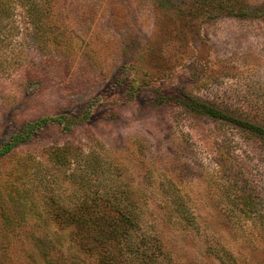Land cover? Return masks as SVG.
Returning <instances> with one entry per match:
<instances>
[{
  "label": "rangeland",
  "instance_id": "obj_1",
  "mask_svg": "<svg viewBox=\"0 0 264 264\" xmlns=\"http://www.w3.org/2000/svg\"><path fill=\"white\" fill-rule=\"evenodd\" d=\"M13 2L0 148L62 121L0 156V264H109L67 220L90 208L134 213L112 264H264V142L236 126H264V0Z\"/></svg>",
  "mask_w": 264,
  "mask_h": 264
},
{
  "label": "trees",
  "instance_id": "obj_2",
  "mask_svg": "<svg viewBox=\"0 0 264 264\" xmlns=\"http://www.w3.org/2000/svg\"><path fill=\"white\" fill-rule=\"evenodd\" d=\"M13 1H17L20 7H24L29 16H38V0H0V5L5 7V9L0 10V15L5 13L4 11H7L6 9L9 10L14 3ZM203 109L208 115L213 118L216 117L217 112L212 108L204 106ZM61 121V117L56 116L41 118L34 123H28L25 128L13 134L10 139L2 145L0 148V156L9 153L20 143L27 141L33 132L42 128L48 122L60 123ZM67 122L68 126H70L69 124L73 122V120H68ZM236 126L244 131L250 132L252 135H257L264 142V126L240 121H237ZM229 177L236 198L241 200L243 204L248 205V210L251 209L255 203V189L249 184L246 173L239 164L236 165V170H230ZM90 209L89 211L80 209L76 212H72L70 216L67 217V220L75 223L78 230L92 232V239L90 241L92 249H95V252L100 251L106 262L112 264L114 260L110 258L109 254L112 255L114 244H119L123 236L129 235V229H131V225L134 221V213L129 209H117V214H106L97 209ZM243 210L246 211L247 209Z\"/></svg>",
  "mask_w": 264,
  "mask_h": 264
}]
</instances>
